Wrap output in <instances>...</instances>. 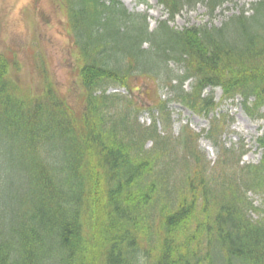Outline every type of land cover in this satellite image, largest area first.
I'll use <instances>...</instances> for the list:
<instances>
[{
    "label": "trees",
    "instance_id": "trees-1",
    "mask_svg": "<svg viewBox=\"0 0 264 264\" xmlns=\"http://www.w3.org/2000/svg\"><path fill=\"white\" fill-rule=\"evenodd\" d=\"M232 1L156 0L166 19L149 30L147 17L128 12L119 0H67L87 91L80 118L55 89L40 95L17 89L6 78L8 62L0 55V190L7 171L14 170L3 162L17 160L25 174L22 190L10 195L14 205L0 197V264H201L203 259L205 264H264V217L250 220L252 206L243 198L245 192H264V136L258 139L260 165L237 169L236 181L214 192L204 182L210 176L208 166L200 164L198 135L184 128L181 145L199 165L186 177L187 196L175 207L160 205L154 223L150 206L157 194L164 197L167 178L156 171L157 158L135 150L139 140L132 138L137 128L128 124L131 106L121 112L123 97L106 94L108 88L130 91L135 77L147 76L197 116L213 118L220 103L239 98L250 117H262L264 0H254L249 13L242 9L220 27L177 30L170 24L196 6L212 18ZM169 62L180 75L167 70ZM216 88L222 94L219 104L213 100ZM158 109L165 112V104ZM212 118L206 139L225 162L231 151L219 141L224 118ZM147 133L165 145L154 129ZM51 146L60 148V163L52 161L57 149ZM94 163L91 179L87 171ZM198 201L206 209L202 214ZM192 219L198 220L194 231Z\"/></svg>",
    "mask_w": 264,
    "mask_h": 264
},
{
    "label": "rangeland",
    "instance_id": "rangeland-1",
    "mask_svg": "<svg viewBox=\"0 0 264 264\" xmlns=\"http://www.w3.org/2000/svg\"><path fill=\"white\" fill-rule=\"evenodd\" d=\"M61 1L0 0V55L8 62L7 79L19 90L26 94L31 92L40 95L46 84H51L67 106L80 118V112L84 109V98L79 70L83 62L69 33L70 27L63 16ZM119 2L130 13L145 15L149 30H154L161 20L166 19L163 9L155 0H145L146 3H139L138 0ZM252 2L254 0H233L221 10H217L212 18L204 7L196 6L190 10H183L170 24L177 30L204 27L207 24L209 27H220L228 17L238 14L242 9L249 13ZM167 70L174 75L181 74L176 64L172 62L167 64ZM130 84L132 93L113 88H109L107 93L123 97L121 112H126L131 106L128 124L137 128L132 138L139 140L135 150L140 149L143 155L157 158L159 165L156 171L161 170L167 178V191L162 193L165 198L157 194V203L153 204V207L150 206L152 222L156 223L158 220L160 205L171 204L175 207L179 199L187 196L189 184L186 177L195 165H199L189 158L188 151L183 144L181 145L182 138L187 137L184 128L198 135L196 146L201 159L200 164L208 166L206 173L210 177L204 182L209 190L226 191L224 188L227 184L230 187L229 181L235 182L238 178L237 169L260 165L263 150L258 145V139L264 136V109L260 112L263 114L262 117H250L243 110L241 100L237 98L234 101L220 103L213 118L211 116L204 118L173 101L168 88L163 87L160 81L138 76ZM190 84L185 83L183 87L185 92L189 91ZM204 93L207 95L209 90ZM212 94L213 100L219 104L222 96L220 89L216 88ZM152 99L161 102L162 105L166 103V111L161 113L152 103L147 104V101ZM222 117L224 119L220 123H224V126L219 141L224 150L231 151L226 163L223 161L222 153L213 146V142L206 139L205 135L210 126V119ZM151 128H154L160 140L165 141L164 146H159L146 135L142 138V135ZM55 148L57 150H54ZM50 149L54 150L52 161L60 163L62 161L60 148L51 146ZM239 155L242 157L236 165ZM50 157L49 154L48 159ZM2 165L4 167L11 165L14 168L7 171L0 190L1 199L8 206H12L14 204L9 200L10 195L22 190L25 174L20 170L17 160L9 164L3 162ZM95 165L97 164L88 167L87 172L91 179ZM153 177L155 178V175ZM8 185L11 186L10 190L7 189ZM243 198L252 206L247 212V217L252 221L263 220L264 192H245ZM205 210L203 203L198 201V214ZM214 214L208 217H213ZM200 218L201 216L198 220ZM198 220L192 219L191 231L195 230ZM201 244L200 254L203 255L206 250L205 239ZM148 249L154 253L155 248ZM201 264H205L204 259Z\"/></svg>",
    "mask_w": 264,
    "mask_h": 264
}]
</instances>
